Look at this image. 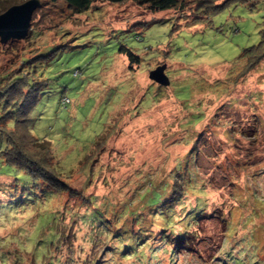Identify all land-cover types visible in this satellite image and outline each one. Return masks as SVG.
<instances>
[{"label": "rangeland", "instance_id": "374dc122", "mask_svg": "<svg viewBox=\"0 0 264 264\" xmlns=\"http://www.w3.org/2000/svg\"><path fill=\"white\" fill-rule=\"evenodd\" d=\"M24 1L0 0V13ZM40 1L24 38L0 39V73L80 32L33 64L49 81L22 107L67 189L8 164L0 135V264H264V55L244 52L264 1L198 22L213 11L198 0L81 14ZM163 65L165 84L150 77Z\"/></svg>", "mask_w": 264, "mask_h": 264}, {"label": "trees", "instance_id": "16d2710c", "mask_svg": "<svg viewBox=\"0 0 264 264\" xmlns=\"http://www.w3.org/2000/svg\"><path fill=\"white\" fill-rule=\"evenodd\" d=\"M55 1V0H53ZM75 13H84L91 8L93 2L109 1L119 3L127 0H65ZM139 4L148 5L153 11L171 10L183 8L187 5V0H132ZM198 0L200 6L206 8L211 6L213 11H206L202 17L197 18L194 22L201 21L213 12H217L224 6L234 4H247L255 1L264 0ZM76 35L74 43L54 42L46 44L39 48V53L30 58L23 56L22 61L27 64L22 67L14 66L0 73V135L6 138L7 148L2 152L5 161L17 168L23 169L30 173L34 181H43L52 188H59L64 191L67 189L66 183L61 179L58 167L54 164V152L49 144L43 143V138L36 136L32 130L30 111L36 103L39 102L43 89L49 80L41 78L39 80V70L33 72V64L44 66L48 58H53L62 48H76L80 44ZM65 45V46H64ZM119 51L128 56L131 62H140V56L135 54L130 48L122 46ZM264 55V31L258 44L244 49L247 54L258 53ZM38 67V66H37ZM39 68V67H38ZM37 68V69H38ZM77 75V74H76ZM63 102L70 101L69 97L63 96ZM27 99L32 103L27 102ZM27 102V104H26ZM25 109H22V107ZM18 107L17 112L13 111ZM12 109V110H11Z\"/></svg>", "mask_w": 264, "mask_h": 264}, {"label": "water", "instance_id": "95a60500", "mask_svg": "<svg viewBox=\"0 0 264 264\" xmlns=\"http://www.w3.org/2000/svg\"><path fill=\"white\" fill-rule=\"evenodd\" d=\"M40 0H26L14 4L0 13V39L2 42L10 38H24L29 29L33 12L39 7ZM165 65L157 66L150 71V77L161 83H169L164 73Z\"/></svg>", "mask_w": 264, "mask_h": 264}]
</instances>
